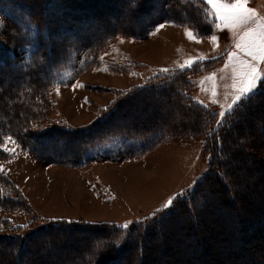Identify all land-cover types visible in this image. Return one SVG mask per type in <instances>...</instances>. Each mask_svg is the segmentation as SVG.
<instances>
[{
    "label": "trees",
    "instance_id": "1",
    "mask_svg": "<svg viewBox=\"0 0 264 264\" xmlns=\"http://www.w3.org/2000/svg\"><path fill=\"white\" fill-rule=\"evenodd\" d=\"M86 1L92 0H0V77L4 78V84H0V143L11 137L20 151L42 163L80 167L98 156L97 149L92 147L116 137L125 139L124 144L130 140L137 143V147L127 148V153H133L135 159L174 140L175 133L183 131L186 140L203 141L208 170L169 207L127 228L115 222L41 217L29 207L16 183L0 173V214L9 215L20 210L31 217L23 225L12 224L7 216L1 219L0 264L25 262L38 256L39 249L46 252L54 251L56 246L62 247V241H71L69 249L78 250L75 254L69 253L76 260L52 254V257L42 259L44 262L53 258L60 264H153L154 257L166 249L169 253L174 252V260L158 264H169V261L171 264V261L188 264L187 257L183 258L181 254L190 247H199L195 256H189L191 260L205 253H218L216 248L208 246L219 245L221 241H224V251L239 254L241 258L246 250V237L257 233L263 241L264 252V205L256 202L257 211L251 215L245 203L253 200H247L249 192H245L248 189L239 173L245 163L246 169L249 167L255 172L264 167V122L257 120L264 114V78L259 81L256 91L239 101V106L235 104L222 121H219L216 108L205 106L193 97L195 77L218 65L222 56L197 61L191 67L156 73L144 84L117 90L113 100L101 108L97 119L87 126L73 127L60 120H49L53 108L51 91L61 73L80 75L99 64L100 55L112 47L118 36L141 41L149 37L159 23L168 21L191 28L201 38L215 32L216 19L205 0H105L108 4L93 12L83 7ZM58 7L62 8L56 10ZM113 8L112 12L118 14L108 12ZM97 12L112 18L110 29L97 20L100 16L94 17ZM124 12L143 23L137 25L121 20L119 16ZM89 18L93 22L91 26L99 27V31L94 39L81 40L79 31H90ZM16 50L23 51L16 53ZM123 68L119 66L117 70ZM136 99L170 100L174 106L168 111L169 118L176 113L187 122L182 124L183 120L179 119L180 122L168 121L163 126L140 124L130 119L117 122L123 115L124 106ZM76 141L81 142L76 144ZM59 143L75 145V154L50 153ZM7 157L0 147V159ZM259 181L262 182L260 178ZM215 210L222 212L214 226L221 225V221L223 225L232 224L229 231H214L213 235L219 238L217 241L196 235L202 231L204 218L210 217ZM231 210L240 217L238 220L234 221L228 215ZM257 223L262 227L247 230ZM187 234L191 235L188 243L173 251L169 241L182 239ZM263 252V258L258 260L247 255L243 258L249 264H264Z\"/></svg>",
    "mask_w": 264,
    "mask_h": 264
},
{
    "label": "rangeland",
    "instance_id": "2",
    "mask_svg": "<svg viewBox=\"0 0 264 264\" xmlns=\"http://www.w3.org/2000/svg\"><path fill=\"white\" fill-rule=\"evenodd\" d=\"M205 2L207 3V0ZM226 2L232 3L234 0H226ZM106 3L105 0L86 1L83 3V7L90 8L93 12ZM209 7L211 8L210 5ZM246 7L255 10L258 21L264 20V0H248ZM61 8L58 7L56 10ZM54 10L50 11L56 13ZM98 13L101 12L95 13L94 17L100 16L97 20L101 21L106 29H110L112 18L107 14L99 15ZM112 14H118V12H112ZM89 16L92 18L91 15ZM119 18L130 22V24L140 25L143 23L136 17L132 19L129 12L121 13ZM215 19V32L204 38L197 37L191 28L173 21L159 23L153 33L141 41L118 36L112 47L100 55L99 64L93 65L80 75L61 73L51 91L53 108L50 111L49 120H60L73 127L87 126L97 119L100 109L113 100L117 90L144 84L153 74L167 72L163 71L164 69H168L170 72L174 69L188 67L186 65L189 62L207 60L221 55L223 59L218 65L212 69L204 70L195 77L196 89L193 97L203 105L216 108L219 113V121H222L229 112V106L233 108V98L235 100L239 89H236L234 97L226 92L225 83L228 72L230 70L231 74L232 69L239 65L240 59L251 61V57L236 48L240 30L233 32L220 25L218 17L215 16ZM92 20L88 21L90 31H79V34L82 35L81 40H92L96 31H99V27L91 26ZM161 25L163 27H160ZM218 25L220 26L218 27ZM189 31L193 33L192 38L187 35ZM213 35L217 37L216 41L212 39ZM22 51L16 50V53ZM234 51L237 52L238 57L236 60H230L229 57ZM119 66L124 67L122 71L117 70ZM258 68L264 72V63H259ZM3 80L4 78L0 77L1 85L4 84ZM259 81L253 92L256 91ZM233 82L241 85L238 74H235ZM173 106L174 103L170 100L163 101L162 99V102H157L136 99L124 106L123 115L117 122L130 119L137 120L139 123L141 122L140 124L163 126L168 121L177 120L176 122H180L183 120L182 124H186L187 120L179 118L176 113L169 118L168 111ZM220 113H224V115L221 116ZM257 120L264 122V114L259 115ZM177 129L178 127L174 128L175 131ZM256 129L261 130L259 127ZM185 131L187 132V130ZM176 135L174 140L165 142L157 149L147 151L135 159L132 157L133 153H127V148H135L137 143L130 140L127 142L128 144H124L125 139L116 137L112 141L99 143L92 147L91 149H97L98 156L92 157L95 160L80 167L57 165L54 162L42 163L36 158L37 161L20 151L18 145L12 142L13 139L9 141L7 137L4 144L8 148L14 149V153L5 151L8 157L0 159V167L4 169L0 173L16 183L27 198L29 207L41 217L52 220L115 222L121 225H130L169 207H166L169 200L173 202L176 197L191 189L207 172L209 164L203 153V141L186 140L183 131L175 133ZM80 142L76 141L75 143L80 144ZM64 146L59 143V146L53 147L50 153L59 154V156L75 154V145ZM1 149L3 150V147ZM41 155L45 154L41 153ZM244 161L247 162L245 159ZM245 167L246 163L239 173L243 177L245 188L248 189L245 192H249L247 200L254 202L245 204L249 212L252 213L251 215H254V212L257 211V207H254L256 202L264 205V167L258 168L257 172ZM259 178L262 182L259 181ZM233 211L231 210L228 215L234 221L238 220L240 217L235 216ZM221 212L215 210L210 217L204 218L202 231L196 235H203L209 237V240L217 241L219 238L217 235H213L214 231H229L228 227H231L232 224L230 226L223 225V221H221V225L214 226V222L218 221ZM5 216L11 220L12 224L17 225H23L31 219L29 215L20 210L9 215L0 214V221ZM260 227L262 225L257 223L247 230L254 231ZM1 228L2 224L0 223ZM190 238L191 235L187 234L182 239L170 240L169 243L173 245L171 248H174L173 251H175L181 244L188 243ZM246 240V250L241 258L239 254L224 251V241H221L219 245L216 242L217 245L208 246V248L213 247L219 251L218 253L214 251V255L205 253L199 258L190 260L189 256L192 254L195 256L199 252L197 245L190 247L189 251L181 255L183 258L187 257L188 264H249L243 256L260 259L263 252V248H261L263 241L259 233L246 237ZM69 242L71 241H62V247L56 246L54 251L45 252L39 249L38 256L25 260V262L28 261V264H60L55 263L53 258L47 263L42 260L52 257V254H61L65 256L66 260H76V257L69 256V253L75 254L78 250L76 248L69 249ZM174 255V252L169 253L165 249L158 253L152 262L158 264L164 260H174ZM175 258L178 259L176 256ZM25 262L22 261L19 264H25ZM171 262L176 264L175 261ZM169 264H171L170 261Z\"/></svg>",
    "mask_w": 264,
    "mask_h": 264
},
{
    "label": "snow or ice",
    "instance_id": "3",
    "mask_svg": "<svg viewBox=\"0 0 264 264\" xmlns=\"http://www.w3.org/2000/svg\"><path fill=\"white\" fill-rule=\"evenodd\" d=\"M248 0H234L232 3L226 2V0H207V4L211 6L212 14L218 17L220 25L224 28L231 29L233 32H238V42L236 48L242 52H246L247 56L251 57V61H245L240 59L238 78L240 79L241 86L238 89V95L233 102L236 106H239V101L248 98L249 94L253 93L257 86V82L264 78V72H262L258 65L259 63H264V20L256 19V12L253 9L246 7ZM218 25V27L220 26ZM254 25V26H253ZM160 27H163L161 25ZM242 33V34H240ZM187 35L192 38L193 33L189 31ZM214 41L217 40L216 36H212ZM238 57L237 52H232L230 60H236ZM196 61L189 62L188 67L192 66V63ZM163 71H169L164 69ZM232 107L229 106V112ZM221 116L224 113H220ZM12 141L11 137L7 138ZM15 143L14 141H12ZM0 147L6 152H13L14 149H10L4 143H0ZM4 169L0 167V172ZM171 200L168 201L170 206ZM121 227L127 228L128 225L124 224Z\"/></svg>",
    "mask_w": 264,
    "mask_h": 264
},
{
    "label": "crops",
    "instance_id": "4",
    "mask_svg": "<svg viewBox=\"0 0 264 264\" xmlns=\"http://www.w3.org/2000/svg\"><path fill=\"white\" fill-rule=\"evenodd\" d=\"M221 56V55H220ZM218 57V56H217ZM228 65V64H227ZM238 72H239V65L237 66V67H234L233 69H232V72H231V74H230V70H229V72H228V75H227V77H226V80H227V82L225 83V90H226V92L228 93V94H230L231 96H233L234 97V95H235V93H236V89L237 88H239L241 85L240 84H238V83H234L233 82V78H234V76H235V74H238ZM195 92V91H194ZM239 93H236V96L238 95ZM233 101H235L234 100V98H233ZM200 103V102H199ZM206 106V105H205ZM235 106V104L233 105V107Z\"/></svg>",
    "mask_w": 264,
    "mask_h": 264
},
{
    "label": "bare ground",
    "instance_id": "5",
    "mask_svg": "<svg viewBox=\"0 0 264 264\" xmlns=\"http://www.w3.org/2000/svg\"><path fill=\"white\" fill-rule=\"evenodd\" d=\"M115 9L113 8V9H110L108 12H112V11H114Z\"/></svg>",
    "mask_w": 264,
    "mask_h": 264
}]
</instances>
